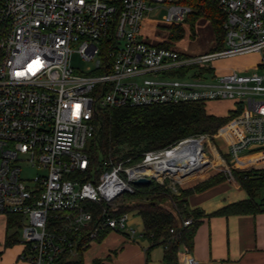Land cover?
I'll return each mask as SVG.
<instances>
[{"label":"built area","instance_id":"built-area-1","mask_svg":"<svg viewBox=\"0 0 264 264\" xmlns=\"http://www.w3.org/2000/svg\"><path fill=\"white\" fill-rule=\"evenodd\" d=\"M219 3L226 14L223 48L190 55L148 41L150 28L158 35L187 19L192 8L181 0H0V214L19 218L21 259L52 264L73 253L78 231L96 219L86 201L103 206L100 227L134 235L129 212L117 213L119 199L134 193L140 178L167 187L163 157L209 139L189 136L137 162L106 159L109 169L97 172L88 143L102 111L230 100L237 114L214 135L231 155L223 160L241 170L264 164V0ZM74 44L94 63L89 72L72 66ZM250 54L259 57L260 71L216 66ZM26 163L35 171L30 177ZM184 264H199L189 248Z\"/></svg>","mask_w":264,"mask_h":264},{"label":"trees","instance_id":"trees-1","mask_svg":"<svg viewBox=\"0 0 264 264\" xmlns=\"http://www.w3.org/2000/svg\"><path fill=\"white\" fill-rule=\"evenodd\" d=\"M181 2L189 5L192 12L184 22L173 23L166 27L167 36L158 43L159 46L171 47L185 38L195 39L198 33L196 24L199 20H204L209 22L215 37V44L210 51L222 49L226 14L219 0H181ZM235 114L237 113L234 111L229 116L223 117L210 114L206 109V102L203 101L105 110L96 116L98 128L88 150L89 156L97 172L109 169L103 165L106 159H111L114 163L125 162L128 159L130 162H137L142 159L145 152L165 149L183 138L197 134H215ZM232 173L249 197L227 205L213 212L212 215L264 211V199L261 198L259 201L256 199L257 192L264 188V168L232 169ZM226 175L225 172H221L192 187L181 188L180 195L171 194L169 188L155 179L149 184L135 185V192L125 194L123 197L136 200L132 204H122L117 213L136 210L143 220L144 238L150 243L147 253L149 254L155 246L162 245L165 248L164 263L179 264V252L184 246L192 249L199 224L198 218L204 215L203 211L188 206L187 197L223 182L227 178ZM164 200H170L174 206L172 208L164 206L162 204ZM84 205L94 213L95 221L78 231L73 253L62 255L52 264H85L83 254L90 243L102 241L109 232L113 231L108 227H100L97 222L103 209L101 204L86 201ZM189 218L192 219L191 224L184 226L183 221ZM54 220V228L59 231L63 219ZM7 225L9 231L20 229L18 216L8 215ZM96 229L97 235L94 238L90 237L89 232ZM19 237L20 233L17 230L9 233L6 246L20 242ZM95 264L102 263L96 260Z\"/></svg>","mask_w":264,"mask_h":264},{"label":"crops","instance_id":"crops-1","mask_svg":"<svg viewBox=\"0 0 264 264\" xmlns=\"http://www.w3.org/2000/svg\"><path fill=\"white\" fill-rule=\"evenodd\" d=\"M246 159L248 158H242L241 161L245 162ZM255 168H264V164ZM225 170L230 174L232 172L230 169ZM248 197L247 191L233 173L228 174L223 182L187 197L191 209H198L204 213L198 218L194 244L190 249L199 264H264L263 210L256 213L212 215L213 212ZM7 220V215L0 214V264H31L32 262L21 259L25 249L21 235L20 242L6 246L7 236L12 233L8 229ZM143 234L137 230L134 235L128 231L113 230L102 241H92L83 258L86 253L93 250L90 258L93 264L96 260L102 264H149L151 252L157 246L148 254L147 248L150 243ZM137 235L144 238L143 243L147 244H142L136 239ZM186 249L184 246L179 252V264H184ZM164 251L165 248L160 264H165Z\"/></svg>","mask_w":264,"mask_h":264},{"label":"rangeland","instance_id":"rangeland-1","mask_svg":"<svg viewBox=\"0 0 264 264\" xmlns=\"http://www.w3.org/2000/svg\"><path fill=\"white\" fill-rule=\"evenodd\" d=\"M151 17L153 19H161L162 14H159L157 17L154 16ZM196 27L198 33L195 39L185 38L184 40H181L179 43L176 44V47L178 49L190 55H199L206 53L210 51V48L215 44V37L208 21L199 20L196 24ZM148 28L149 26L145 25V29ZM151 31L152 29L150 28V36L148 37V41L150 43H158L167 36L166 35L167 31L165 29L161 30V33L160 34L158 33V35L157 34L151 35ZM77 47L78 45L74 44L73 46L74 52L72 53L71 56V64L78 71L89 72V70L94 67V63L92 61L85 60L77 52ZM258 60L259 57L257 55L250 54L236 58H230L227 60H221L217 62L216 66L220 68L222 71H229L235 68L242 69L245 72L254 71V70L260 71L261 68L256 65ZM176 75L177 74L174 73V76L172 78H176ZM237 108H238V104L230 100H218V101L206 102V109L208 113L222 117L229 116ZM217 132L215 134H207L209 139L207 140L206 143L203 144L201 148V152L203 153V159L205 162V167L199 168L195 172L189 170H179L175 173H172L171 171L168 172V174L166 175L167 180H165V184L167 185V188H169L172 191L171 194L180 195L181 188L192 187L201 181H205L221 172H225L226 171L225 169L232 170L233 167L231 166V164L223 160V157L229 159L231 155L227 153L228 149L226 147L225 141L222 138L214 137V135H216ZM90 144L91 142L88 143V148L90 147ZM23 166L25 167L23 171L25 176L30 177L34 175L35 171L33 170V168L29 166L28 163L23 164ZM227 173L228 172L226 171V174ZM228 174L231 175L232 172L231 174L230 173ZM228 174L226 175V177L228 176ZM173 182L176 183V184L174 183V185L175 188H177L178 193L174 192L173 188L170 187V185L174 186ZM263 195H264V188H261L257 192L256 199L258 201L261 200ZM135 200H136L135 198L125 199L124 197H122L121 199H119L118 205L121 206L122 204H127V205L132 204ZM162 204L170 208L174 206V203H172L170 200H164L162 201ZM129 214H130V219L128 222V226L129 227L132 226L135 230L138 231V233L143 232L144 225H143L142 217L138 214L136 210L130 211ZM16 230L19 231L20 233V229H12L10 230V232L13 233ZM136 239H138L142 244H145L143 243L145 241L144 238H141L140 236L137 235ZM163 250L164 248L162 246L155 247L151 252V258L149 264H160L163 257ZM92 254H93V250L84 255L85 264H93L90 259Z\"/></svg>","mask_w":264,"mask_h":264},{"label":"bare ground","instance_id":"bare-ground-1","mask_svg":"<svg viewBox=\"0 0 264 264\" xmlns=\"http://www.w3.org/2000/svg\"><path fill=\"white\" fill-rule=\"evenodd\" d=\"M202 143V140L194 141L188 146L167 153L160 162V173L170 171L175 173L179 170L195 172L197 169L205 167L203 153L201 152Z\"/></svg>","mask_w":264,"mask_h":264},{"label":"water","instance_id":"water-1","mask_svg":"<svg viewBox=\"0 0 264 264\" xmlns=\"http://www.w3.org/2000/svg\"><path fill=\"white\" fill-rule=\"evenodd\" d=\"M151 182V179L149 178H140L134 181L135 184H149Z\"/></svg>","mask_w":264,"mask_h":264}]
</instances>
